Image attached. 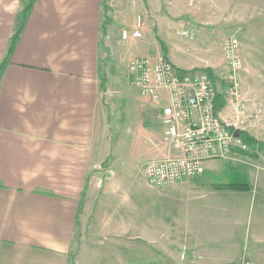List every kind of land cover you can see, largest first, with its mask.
I'll return each mask as SVG.
<instances>
[{
  "label": "crops",
  "instance_id": "crops-1",
  "mask_svg": "<svg viewBox=\"0 0 264 264\" xmlns=\"http://www.w3.org/2000/svg\"><path fill=\"white\" fill-rule=\"evenodd\" d=\"M111 1L35 0L9 56L30 0H0V66L7 61L0 79V264H70L80 221L89 224L95 216L96 223L98 214L103 219L105 211L127 204L133 165L118 159L107 109V100L116 94L112 86L122 83L119 56L109 43L124 45ZM153 105L139 110L136 132L150 130L142 120L152 112L160 120L162 107ZM181 185L157 195L185 194L187 187ZM141 201L149 208L147 199ZM166 212L172 220L163 217L158 226L167 243H183L181 229L187 228L189 244L209 243L204 227L197 229L190 217L182 222L175 206L168 205ZM149 223L148 235L154 227ZM250 230V252L240 249L225 264L241 259L264 264V226ZM200 258H190L189 264H214Z\"/></svg>",
  "mask_w": 264,
  "mask_h": 264
},
{
  "label": "rangeland",
  "instance_id": "rangeland-1",
  "mask_svg": "<svg viewBox=\"0 0 264 264\" xmlns=\"http://www.w3.org/2000/svg\"><path fill=\"white\" fill-rule=\"evenodd\" d=\"M109 4L113 5L121 33L125 29L130 34L128 40L122 38L123 46L109 43L114 56H119L117 67L122 83L118 80L112 86L116 94L107 100V109L110 123H114L113 141L117 144L118 159L133 165L131 186L127 180V204L122 209L105 211L102 220L98 214L96 223L95 216L89 224L87 219L80 221L70 264H189L190 258L200 256L202 262L225 264L236 258L240 249L250 252L253 247L250 228L256 224L264 226V149L255 146L235 159L208 161L204 175L181 185L187 187L185 194L158 196L157 192L163 190L150 187L142 169L145 163L174 156V152L162 141V128L156 119L158 112L142 120L145 126L148 123L150 126L146 134L136 132L139 110L155 106L133 89L128 67L135 58L164 55L160 44L163 41L168 60L179 70L214 72L216 87L227 103L221 116L235 120L239 116L249 135L264 144V0H112ZM124 6L130 10L123 11ZM139 18L143 23L142 38L133 39L131 34L138 30ZM232 36L239 39L244 61L242 89L236 99L239 111L233 106L236 100L228 95L226 85L229 65L224 46ZM232 170L246 174L251 184L248 193L241 192L240 198L237 196L240 192L214 187L217 183L230 182L234 176ZM142 199L148 200L149 208ZM168 205L182 212V222L184 217H190L197 229L204 227L203 239L207 238L209 243L189 244L192 238L187 236L188 228L181 229L183 243H167L161 235L164 229L158 224L163 222V217L172 220V214L164 213ZM148 222L154 226L150 235ZM209 253L215 255L214 259L207 257ZM234 264L247 263L241 259Z\"/></svg>",
  "mask_w": 264,
  "mask_h": 264
},
{
  "label": "built area",
  "instance_id": "built-area-1",
  "mask_svg": "<svg viewBox=\"0 0 264 264\" xmlns=\"http://www.w3.org/2000/svg\"><path fill=\"white\" fill-rule=\"evenodd\" d=\"M142 26L139 18L133 38H142ZM123 38H129L127 31L123 32ZM224 50L229 65L227 93L236 100L242 89L244 70L239 39L228 38ZM129 78L137 91L162 107V141L174 152V156L144 165L143 176L150 187L164 189L185 183L203 175L207 161L235 159L249 150L243 138L235 136L236 131L247 132L243 128L244 120L239 116L236 120L223 118L216 113L215 102L220 93L205 72L180 74L168 59L159 55L133 59ZM233 106L239 111V101Z\"/></svg>",
  "mask_w": 264,
  "mask_h": 264
},
{
  "label": "trees",
  "instance_id": "trees-1",
  "mask_svg": "<svg viewBox=\"0 0 264 264\" xmlns=\"http://www.w3.org/2000/svg\"><path fill=\"white\" fill-rule=\"evenodd\" d=\"M34 3H35V0H30L29 4L23 10V13H22L21 18H20L18 30H17L16 34L14 35V37L12 38V41H11L9 56L14 51L15 46H16L20 36L23 33V30H24L25 25L27 23L28 17H29V15L33 9ZM105 10H106V21H105L106 24L105 25H108V20H109L108 12H109V10L107 9V7L105 8ZM160 44H161V48H162V51H163L165 57H167L168 49H167L165 43L160 40ZM6 62L2 63V65L0 66V79H1V76L3 74L5 67L7 65ZM205 72L210 77L214 86H216L217 78H216L214 72L211 69H207V70H205ZM105 81H106V79L104 77L103 81H102V89H104ZM215 106H216V113H219L222 109H224L227 106V103L221 94H218L217 100L215 102ZM243 140L248 145L249 149H251L255 146H259L261 149H264V144H261L258 141H256L248 133H244ZM231 173L234 174L232 180L228 183H217V184H215L214 187L216 190H221V191L222 190H228V191H236V192H242V191H249L250 190L251 184L249 183V180H248L249 178L246 174L241 173L237 170H232Z\"/></svg>",
  "mask_w": 264,
  "mask_h": 264
},
{
  "label": "water",
  "instance_id": "water-1",
  "mask_svg": "<svg viewBox=\"0 0 264 264\" xmlns=\"http://www.w3.org/2000/svg\"><path fill=\"white\" fill-rule=\"evenodd\" d=\"M235 136L241 138L243 135L239 131H236Z\"/></svg>",
  "mask_w": 264,
  "mask_h": 264
}]
</instances>
